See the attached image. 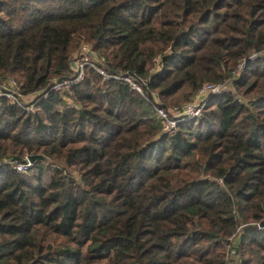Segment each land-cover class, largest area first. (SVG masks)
Listing matches in <instances>:
<instances>
[{"label": "trees", "instance_id": "1", "mask_svg": "<svg viewBox=\"0 0 264 264\" xmlns=\"http://www.w3.org/2000/svg\"><path fill=\"white\" fill-rule=\"evenodd\" d=\"M84 44L168 111L231 89L173 135L93 70L0 98V264H264V0H0V86L30 103Z\"/></svg>", "mask_w": 264, "mask_h": 264}, {"label": "built area", "instance_id": "2", "mask_svg": "<svg viewBox=\"0 0 264 264\" xmlns=\"http://www.w3.org/2000/svg\"><path fill=\"white\" fill-rule=\"evenodd\" d=\"M257 57L258 56L254 54L250 57V60H255ZM102 62H104V59ZM155 62L157 64L159 60H155ZM246 62L247 60L238 65L237 70L233 73V77L238 76L245 69ZM72 66L74 69L72 76L55 81L49 91L37 100L35 99L33 103L27 102L25 98L21 96L20 88L14 81H9L7 86L0 87V98H5L11 104L16 105L20 109L28 113H33L35 112L37 102L47 99L51 93H62L70 90L85 79L88 70H93L102 76L104 81L125 83L129 85L132 90L139 93L151 105L153 112L162 124L163 131L169 135H173L177 132L178 126L181 123L199 118L203 114L210 99L228 92L230 90L229 87L231 86L230 80L219 84H206L199 90L194 100L185 105L181 110L178 111L175 109L174 111H168L160 106L156 98H154L153 101L150 100L144 93L143 86L132 75H112L107 73L102 66H98L96 61H94L89 46H82L79 53L74 57ZM32 166L33 164L30 163L27 158L23 163L16 162L14 164V168L20 174L28 172Z\"/></svg>", "mask_w": 264, "mask_h": 264}, {"label": "water", "instance_id": "3", "mask_svg": "<svg viewBox=\"0 0 264 264\" xmlns=\"http://www.w3.org/2000/svg\"><path fill=\"white\" fill-rule=\"evenodd\" d=\"M27 159L33 165H35L38 162H46V161H48V159L45 156H30ZM261 226L264 227V223H262Z\"/></svg>", "mask_w": 264, "mask_h": 264}, {"label": "rangeland", "instance_id": "4", "mask_svg": "<svg viewBox=\"0 0 264 264\" xmlns=\"http://www.w3.org/2000/svg\"><path fill=\"white\" fill-rule=\"evenodd\" d=\"M84 45H85V46H88L87 44H84ZM84 45H83V46H84ZM79 51H80V50H79ZM76 55H77V54H76ZM76 55H75V56H76ZM123 74H124V73H123ZM7 85H8V83H6L4 86H7ZM0 87H3V86H0ZM229 89H231V86L229 87ZM25 99H26V98H25ZM26 100H27V99H26ZM27 102H29V101L27 100Z\"/></svg>", "mask_w": 264, "mask_h": 264}, {"label": "crops", "instance_id": "5", "mask_svg": "<svg viewBox=\"0 0 264 264\" xmlns=\"http://www.w3.org/2000/svg\"><path fill=\"white\" fill-rule=\"evenodd\" d=\"M34 97V96H33ZM33 97H30L29 99H32Z\"/></svg>", "mask_w": 264, "mask_h": 264}]
</instances>
